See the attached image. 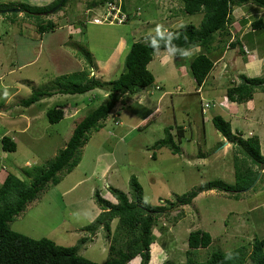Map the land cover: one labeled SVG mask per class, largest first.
Instances as JSON below:
<instances>
[{
	"label": "rangeland",
	"instance_id": "obj_1",
	"mask_svg": "<svg viewBox=\"0 0 264 264\" xmlns=\"http://www.w3.org/2000/svg\"><path fill=\"white\" fill-rule=\"evenodd\" d=\"M70 1L51 14L60 0H0V139L6 136L16 144V151L10 153L3 151L0 143V184L8 174L29 183L45 171L65 148L77 123L103 104L106 95L101 90L82 95L56 94L41 98L28 108L21 107L20 102L34 92L59 87L62 78L90 68L89 62L91 65L99 63L100 67L103 64L98 74L93 73L94 77L105 82L115 80L124 72L123 62L131 43L156 36L157 25L166 30L187 24L199 27L202 18L200 14L186 15L177 0H118L129 21L123 25L99 26L88 23L92 18L84 14L82 0ZM35 8L43 9L41 14L49 15L58 28L56 33L50 32L42 40L37 25L42 21L46 24L47 20L35 13ZM46 9H49L47 14ZM105 11L104 6L99 7L94 15L98 17ZM232 18L239 24L243 43L249 45L250 39L255 38L256 47L264 52V28L255 32L250 29V24L259 18L264 21V9L249 3L234 8ZM227 30L236 33L235 27L228 26ZM66 33L72 35L71 38ZM120 38L126 42L123 52L106 62ZM221 38L216 36L217 40ZM217 40L213 44L216 45ZM163 52H155L147 66L154 84L121 98L104 124L89 134V140L79 152L78 166L70 174L62 175L56 186L43 192L19 214L11 223V230L32 239L46 238L58 246L74 247L78 255L105 264L117 219L110 224L109 238L101 228L94 234L86 231L101 213L94 201V192L98 191L112 204L117 201L109 193V187L132 198L129 181L134 176L143 189L144 203L165 208V211L159 210L157 226L153 228L155 240L150 246L148 264H165L168 260L183 264L191 253L195 261L204 262L216 250L230 253L242 246L248 254L255 238L264 239V176L260 178L261 171L249 186L251 189L246 192L247 187L237 199L233 196L236 191H230L231 195L212 189L200 192L187 206L170 210L166 207L178 197L209 183L236 187L237 168L245 171L250 161L243 163L244 150L238 152V146L231 144L223 149L218 145L223 144V138L211 119L217 115L216 99L220 90L208 91L218 84L217 75L206 79L202 92L201 88H196L190 73L193 55L163 58L170 51ZM215 53L211 55L214 57ZM230 60L234 61L232 57ZM234 69L232 66L231 70ZM263 71L257 77L263 76ZM235 72L234 75L238 74ZM223 74H227L226 69ZM234 80L237 82V78ZM256 94L254 101L260 111L264 109V94ZM213 101L216 106L204 107ZM220 104L225 106L224 102ZM61 105L65 106L63 118L50 123L47 111ZM169 127L173 130L185 127L180 131L184 136L177 143L180 147L177 155L167 147H153L166 137ZM263 129L264 126L259 130ZM240 131L246 139L249 128L241 127ZM221 149L226 151L224 155L219 152ZM195 230L211 235L212 243L208 248L194 252L188 249V234ZM123 241L121 239L120 243ZM120 249L125 247L120 245L117 250ZM127 264H141V259L135 257Z\"/></svg>",
	"mask_w": 264,
	"mask_h": 264
},
{
	"label": "trees",
	"instance_id": "obj_2",
	"mask_svg": "<svg viewBox=\"0 0 264 264\" xmlns=\"http://www.w3.org/2000/svg\"><path fill=\"white\" fill-rule=\"evenodd\" d=\"M67 1H63L58 11L66 5ZM177 1L181 4L182 11L186 15H202L199 27L187 24L180 26L178 29L168 28L167 31L164 30L162 34H157L151 39L146 38L144 41L131 43L123 62L124 72L115 80L105 82L100 78L90 77L89 68H87L84 71L72 73L68 77L62 78L58 83L59 87L54 88L52 91L34 92L30 97L20 102L21 107L28 108L41 98H50L56 94L82 95L93 90H101L106 95L103 104L77 123L65 148L55 156L45 171L38 173L29 183L15 175L8 174L0 184V264H97L78 255L77 249L74 247L58 246L46 238H29L11 230L10 225L43 192L56 186L62 175L70 174L78 166L81 160L79 152L89 140V134L92 131H97L104 124V121L122 97L128 94L135 95L139 90L149 88L154 84L153 75L147 70V66L153 60L155 52L171 50L174 57L178 58L181 55L180 48L191 50L199 48L200 51L191 59L189 68L196 88H201L214 70V60L210 56L211 52L216 50L213 43L216 36L224 37L229 34L227 28L233 19L232 12L234 8L251 3L264 9V0ZM108 3L120 6L118 0H91L87 6L88 9H95ZM35 9H37L35 13L41 14L43 12V9ZM120 9L124 13L123 5ZM46 11L44 12L48 13ZM128 21L129 16L126 15V20L120 25ZM55 28L56 24L52 21H47L46 24L42 21L37 25L40 34L52 31ZM262 28H264L262 18L251 23L252 30H261ZM153 40L157 42L154 49L150 47ZM232 47H234V44ZM88 64H90V67L92 66V62ZM256 92L264 94V74L261 77L253 78L241 75L238 84L228 83L226 98L230 103L242 104L252 100ZM210 106H214V103L204 105L205 108ZM64 107L63 105L56 106L54 109L47 111L46 115L50 123H57L63 118ZM211 121L222 138L238 146V152L244 150L243 163L248 164V160L250 163L246 166L245 171H239L243 169L237 168L238 170L235 172L236 187L223 183H209L198 191H192L188 195L178 197L174 203H168L166 207L169 210L174 207L187 206L200 192L211 191L212 189L229 192V194H231L230 191L233 193L236 191L233 196L237 199L238 194L242 193L247 187L249 188L258 172L264 168V155L260 153L259 142L256 138L243 140L238 136V133L232 132L230 123L219 115L213 116ZM181 129L183 127H176L174 130L169 127L166 137L154 143V149L167 147L173 155H177L180 151L177 143L179 144L182 141L181 137L184 136L180 132ZM0 143L3 151L10 153L16 151V144L10 138L2 137ZM153 157L155 156L153 155ZM254 166H256V170H253ZM129 185L132 198H129L127 194L119 189L108 188L109 193L117 201L116 204L105 200L98 191L94 192V201L100 208L101 213L93 223L85 228L86 231L94 234L96 230L101 228L106 232V237L109 238L110 224L114 219H117L112 238L113 244L110 245L108 260L105 264H127L135 257L141 259V264H148L150 260V246L155 240L153 228L157 226L159 210L165 208H156L144 203L143 189L134 176L130 178ZM161 229L164 230L165 228ZM121 239H124L122 243H120ZM211 243V235L202 230H195L188 234L187 247L190 251L194 252L198 249L208 248ZM120 245L125 249L117 250ZM187 255V261L183 264H264V239L255 238L248 254L246 247L242 246L230 253L216 250L204 262L195 261L191 257L192 253ZM164 263L178 264L169 260Z\"/></svg>",
	"mask_w": 264,
	"mask_h": 264
},
{
	"label": "crops",
	"instance_id": "obj_3",
	"mask_svg": "<svg viewBox=\"0 0 264 264\" xmlns=\"http://www.w3.org/2000/svg\"><path fill=\"white\" fill-rule=\"evenodd\" d=\"M82 1H83L82 5H83V8L85 10L84 14L88 15L90 17L95 16V15H93L94 11L88 9V6H87L91 0H82ZM69 2H71V1L68 0V5H69ZM245 5H247V4H245ZM40 16H43L44 20L46 19L47 21H49V20L52 21L51 19H49L50 18L49 15L45 16L43 13ZM88 22L90 23V21H88ZM248 24H250V22H247V25ZM229 26L235 27L236 33H233L232 31H231V33L228 32L229 34L224 36L225 38L222 37L221 39H218V40L215 39V41L217 40V44L216 45L213 44V46H215V48H216V50H215L216 53L214 54V57L212 55H210V56L212 59H214L215 65H214V70L210 73V75L208 77L213 76L214 78H216V75H217L218 84L215 83L214 84L215 87L210 88V90H208V91H211V93H212V92H217L216 88L220 90L219 91V97L216 99V103L218 104V108H217L218 111H216L217 112L216 114L221 116L225 121L229 122L232 132L238 133L239 134L238 136L240 138L244 137L243 132L240 131L241 127H244L246 129L249 128V132H248V134L246 133L247 136H245L246 139H243V138L242 139L247 140V139H250L253 137L256 138L259 142L260 153L262 155H264V129L262 131L259 130L260 127L264 126V109H261L260 111L257 110L256 103H255L256 100L254 101V99H255L254 96H257L256 93H260V92H256L254 94L252 100L247 101L246 103H242V104L230 103L227 101V98H226V89H227L228 83L231 84V82L234 81L233 84H237L240 81L241 75L249 77V78H253V77H257V74L258 75H259V73L261 74V72L264 70V58H262V56H264V54H262V53H264V52L260 51V49L258 47H256V46H258V44L256 45L253 42V40L255 38L250 39L251 42L249 43V45H245L243 43L244 37H243V34H240V32L238 30L239 24L237 22H235V19L231 20V24ZM56 27H57V25H56ZM69 28H71V26H69ZM57 29L58 28L41 34L39 39L42 40L43 37L46 34H49L50 32L56 33L58 31ZM241 30L242 29H240V31ZM66 34L68 35V33H66ZM68 36H70V38H71L72 35H68ZM218 37H220V36L218 35ZM233 44H234V47H232ZM235 44H238V45H235ZM125 46H126V42L120 38L119 42L114 46V48H115L114 51L110 54V57L106 59V62L111 60L113 57H118L119 55H121V52H123V49ZM221 48H222V51L220 52ZM241 49H242V51H241ZM197 50L198 51H196V49H195L196 53L199 52V49H197ZM63 52H64V50H63ZM166 52H168V51H164L163 53H166ZM64 53L66 55H68L67 52H64ZM195 54H192V55H195ZM166 55H168V54L163 55V58ZM231 57H232V59H234V61L230 60ZM227 60H230V61H227ZM219 62H222L224 65L222 67L218 66V65H220V64H218ZM232 66L235 67L234 70H231ZM102 67H103V64L101 67H100L99 63L93 64L89 68L91 76H94L93 75L94 72H97V74H98V71L101 70ZM181 68H183V67H181ZM225 69L227 71V74H223ZM83 70H85V68H83ZM235 70L238 71V74H236V75L233 74V73H236ZM108 71L110 72V68ZM263 73H264V71H263ZM218 76H220L222 79H219ZM236 78H237V82H236V80H234ZM224 81H225V83H224ZM204 87L205 86L203 84V86H201L202 92L204 91ZM208 91H205V92H208ZM222 102L225 103V106L220 104ZM212 103H214V101ZM216 105L214 103V106H216ZM235 126H238L239 130H237V127H235ZM184 128L185 127H183V129ZM202 128L204 129L203 126H202ZM203 138H204V135H203ZM222 143L223 144H218V145L219 146L222 145L223 149H225V147L227 145L231 146V143L227 142V140H225L224 138H223ZM223 149H221V151H219V152H221L224 155L226 151ZM219 152H218V154H220ZM216 156H217V154H216ZM199 158H200V156L198 157V159ZM199 160L201 161V159H199ZM201 163H203V162L201 161ZM256 169L257 168L255 167V170ZM260 171H261L260 178H262L264 176V168H262ZM260 178H259V180H260ZM263 206H264V204H263ZM261 207H262V205H261Z\"/></svg>",
	"mask_w": 264,
	"mask_h": 264
},
{
	"label": "built area",
	"instance_id": "obj_4",
	"mask_svg": "<svg viewBox=\"0 0 264 264\" xmlns=\"http://www.w3.org/2000/svg\"><path fill=\"white\" fill-rule=\"evenodd\" d=\"M106 11L102 14V16L97 19H94L93 22L97 24H117L120 25L126 20V15L121 12L120 6L115 5L114 3H108L104 6Z\"/></svg>",
	"mask_w": 264,
	"mask_h": 264
},
{
	"label": "clouds",
	"instance_id": "obj_5",
	"mask_svg": "<svg viewBox=\"0 0 264 264\" xmlns=\"http://www.w3.org/2000/svg\"><path fill=\"white\" fill-rule=\"evenodd\" d=\"M95 9H97V8H95ZM95 9H90V10H92V11H94ZM59 10V9H58ZM58 10H56V12L58 11ZM56 12H53V13H56ZM52 14V13H51ZM95 13L93 12V15H94ZM102 14L103 13H101L98 17L97 16H92L91 18V23L92 24H94V25H103L104 23H102V24H97V23H94L93 22V20L94 19H97V18H99L100 19V17L102 16ZM89 23V22H88ZM109 25V24H108ZM113 25V24H112ZM166 30V29H164L163 28V26L162 25H157L156 26V28L154 29V31L157 33V34H162V32H161V30ZM250 29H251V24H250ZM79 30V29H78ZM80 31V30H79ZM167 31V30H166ZM254 32L256 31V30H253ZM81 32V31H80ZM171 33V32H170ZM174 38H176L175 36H174ZM156 44H157V42L155 41V40H153L152 41V45L150 46V47H152L153 49H154V47L156 46ZM181 49V56L182 57H189V56H191L192 55V51H194L195 49H199V48H195V49H182V48H180ZM167 51V50H166ZM199 51H200V49H199ZM199 53V52H198ZM198 53H196L195 55H197ZM169 55V57H174L173 55H171V50H170V53L168 54ZM194 56V55H193ZM215 65V64H214ZM232 84L234 83V81H232L231 82ZM238 84V83H237ZM156 89H159V87L158 86H156L155 87ZM247 192V191H246Z\"/></svg>",
	"mask_w": 264,
	"mask_h": 264
},
{
	"label": "water",
	"instance_id": "obj_6",
	"mask_svg": "<svg viewBox=\"0 0 264 264\" xmlns=\"http://www.w3.org/2000/svg\"><path fill=\"white\" fill-rule=\"evenodd\" d=\"M63 1H64V0H60V4H58V6H57L54 10H52L51 13L55 12V10H58V9L61 7ZM11 11H13V12H17L18 10H17V11L11 10ZM260 176H261V173H260ZM257 179H258V177H257ZM255 182H257V181H255ZM255 182H254V183H255ZM250 189H251V188H249L248 190H245V191H249Z\"/></svg>",
	"mask_w": 264,
	"mask_h": 264
}]
</instances>
